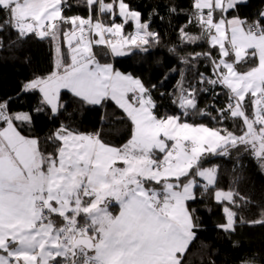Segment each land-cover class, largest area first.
Wrapping results in <instances>:
<instances>
[{"label":"snow or ice","instance_id":"obj_1","mask_svg":"<svg viewBox=\"0 0 264 264\" xmlns=\"http://www.w3.org/2000/svg\"><path fill=\"white\" fill-rule=\"evenodd\" d=\"M244 2L193 0L189 23L195 22L200 33L189 34L185 25L180 40L207 41L209 51L182 56L180 62L208 59L215 78L198 72L196 86L185 88L181 69L172 101L181 112L160 116L152 89L110 63L101 64L93 52L103 46L123 56L127 46L146 52L159 41L150 22L125 0H82L77 6L86 8L87 17L64 15L67 0H0V33L7 28L21 40L49 39L57 53L54 70L26 82L22 91L38 90L41 105L53 116L65 107L62 89L85 105L111 101L131 123L130 138L120 147L105 143L99 133L61 124L48 137L55 151L46 153L38 138L17 128L18 122L31 124V115L11 112V98L0 100V264H183L198 228L195 210L186 202L196 199L197 187L207 193L216 185L218 166L204 167L206 157L230 156L243 147L264 169V11L251 21L226 15ZM129 22L135 31L125 35ZM249 61L247 71H238L237 65ZM218 85L227 102L212 115L211 106L199 108L196 94ZM192 114L210 116L220 127L189 123ZM229 120L242 122L240 135L224 126ZM213 199L227 202L226 221L218 227L234 231L236 210L250 201L232 189H216ZM248 223L264 225V219Z\"/></svg>","mask_w":264,"mask_h":264},{"label":"trees","instance_id":"obj_2","mask_svg":"<svg viewBox=\"0 0 264 264\" xmlns=\"http://www.w3.org/2000/svg\"><path fill=\"white\" fill-rule=\"evenodd\" d=\"M110 2V0H107ZM82 0H67L64 15H80L87 17L85 7H79ZM132 10L142 14L143 21L150 22V30L159 34V41L148 46V51L137 49L128 50L120 57L114 58L109 49L94 46L93 52L99 62H110L116 70L123 73L138 75L146 87L152 89L151 95L156 102V114L177 115L181 110L172 101L177 99L178 81L181 80L180 71H184V86H196L199 79L197 73H204L205 77H212V64L208 59L201 58L191 65L180 62V57L194 52H207V41L198 44H182L180 29L187 25V32L199 35L200 30L195 22L189 23L193 12V0H125ZM175 8V12L170 11ZM206 11V10H205ZM264 11V0H245L236 10L226 15H239L241 19L249 21L256 19L258 13ZM3 15L0 14V20ZM105 24L110 17L104 16ZM122 18H116L121 22ZM129 22L124 29L127 34L131 30ZM0 100L11 98L9 109L11 112L25 111L32 117V123H17L18 130L25 136L36 137L40 140L41 149L47 152L55 151V143L49 142L48 137L61 124L80 133H99L100 138L107 144L120 147L130 138L131 123L126 115L114 102H107L103 106L82 104L71 92L61 90V103L65 105L59 113L52 115L50 109L41 105V94L38 90L24 92L22 86L37 76L45 77L54 70V46L49 39H38L29 36L19 39L14 31L7 28L0 33ZM60 44V41H59ZM175 49V52L169 49ZM65 62L68 49L63 45ZM213 51V56L217 55ZM252 62L237 65L240 72L248 70ZM175 69V71H173ZM155 85V88L152 86ZM207 86V85H205ZM163 93V95H161ZM219 94V95H216ZM198 106L216 115L215 109L223 107L227 102L226 90L216 86L207 92H197ZM43 107L42 112H37ZM247 112L251 116V98L248 97ZM189 123L205 124L210 128H218L210 116L198 114L189 115ZM237 135L241 134L242 122L229 120L224 125ZM259 127V126H257ZM204 167L218 166L215 188L204 193L203 189H195L196 199L187 201L188 209L195 210L194 218L198 224L196 236L190 243L183 264H242V261L255 257V264H264V225L249 224V221L264 219L260 215L264 209V169H262L251 153L243 147L231 150L230 156L209 155L203 162ZM216 189L238 191L248 198L250 203L237 209V219L234 231L225 232L218 225L225 223L223 214L224 203H217L213 199ZM245 222L241 223L240 218Z\"/></svg>","mask_w":264,"mask_h":264},{"label":"rangeland","instance_id":"obj_3","mask_svg":"<svg viewBox=\"0 0 264 264\" xmlns=\"http://www.w3.org/2000/svg\"><path fill=\"white\" fill-rule=\"evenodd\" d=\"M135 11V10H134ZM119 23V22H118ZM132 23V25H133V31L132 32H134L135 31V27H134V22H131ZM131 32V33H132ZM125 35H127V34H125ZM98 38V37H97ZM57 44H59V41H57ZM66 45V44H65ZM66 47H67V45H66ZM67 49H68V47H67ZM54 65H55V60H56V57H57V53H56V51H55V48H54ZM101 64H105L104 62H100ZM107 63V62H106ZM123 73V72H122ZM125 74H131L132 76H134V77H138V75L136 76V75H134V74H132V73H125ZM138 78H140V77H138ZM14 113H27V112H25V111H17V112H14ZM209 168H211V167H209ZM202 183H206V182H202Z\"/></svg>","mask_w":264,"mask_h":264},{"label":"crops","instance_id":"obj_4","mask_svg":"<svg viewBox=\"0 0 264 264\" xmlns=\"http://www.w3.org/2000/svg\"><path fill=\"white\" fill-rule=\"evenodd\" d=\"M231 17H233V16H229L228 18H231ZM121 21H122V20H121ZM131 24H132V23H131ZM132 31H133V25H132L131 30H129L127 34L131 33ZM108 63H110V62H108ZM110 64H111V63H110ZM246 71H247V70H246ZM244 72H245V71H244ZM112 211H113L114 213L118 212V211H119L118 206L113 207V208H112Z\"/></svg>","mask_w":264,"mask_h":264},{"label":"water","instance_id":"obj_5","mask_svg":"<svg viewBox=\"0 0 264 264\" xmlns=\"http://www.w3.org/2000/svg\"><path fill=\"white\" fill-rule=\"evenodd\" d=\"M125 51H126V53L128 52V50H125ZM109 53H110V50H109ZM111 56L114 57V58L120 57V56H113L112 54H111Z\"/></svg>","mask_w":264,"mask_h":264}]
</instances>
